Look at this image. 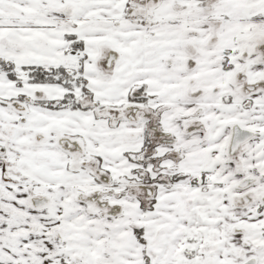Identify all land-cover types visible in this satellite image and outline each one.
<instances>
[{
	"label": "snow or ice",
	"instance_id": "snow-or-ice-1",
	"mask_svg": "<svg viewBox=\"0 0 264 264\" xmlns=\"http://www.w3.org/2000/svg\"><path fill=\"white\" fill-rule=\"evenodd\" d=\"M0 264H264V0H0Z\"/></svg>",
	"mask_w": 264,
	"mask_h": 264
}]
</instances>
